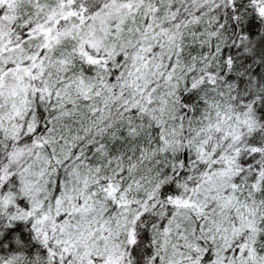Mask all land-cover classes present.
Here are the masks:
<instances>
[{
  "label": "snow or ice",
  "instance_id": "1",
  "mask_svg": "<svg viewBox=\"0 0 264 264\" xmlns=\"http://www.w3.org/2000/svg\"><path fill=\"white\" fill-rule=\"evenodd\" d=\"M0 264H264V0H0Z\"/></svg>",
  "mask_w": 264,
  "mask_h": 264
}]
</instances>
